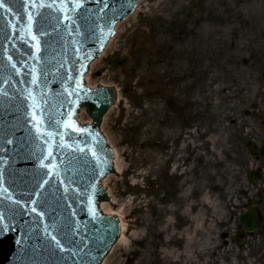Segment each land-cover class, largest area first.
I'll list each match as a JSON object with an SVG mask.
<instances>
[{"label": "rangeland", "instance_id": "obj_1", "mask_svg": "<svg viewBox=\"0 0 264 264\" xmlns=\"http://www.w3.org/2000/svg\"><path fill=\"white\" fill-rule=\"evenodd\" d=\"M112 40L88 78L121 94L102 125L123 166L104 181V208L120 212L127 230L106 264H264V223L234 240L240 214L264 194V178H249L264 158L247 150L250 139L264 142V0H144ZM173 52L185 61L169 72ZM219 84L226 92L207 91ZM79 120L88 122L84 111ZM166 128L179 137L198 130L199 157L191 144L180 152Z\"/></svg>", "mask_w": 264, "mask_h": 264}, {"label": "water", "instance_id": "obj_2", "mask_svg": "<svg viewBox=\"0 0 264 264\" xmlns=\"http://www.w3.org/2000/svg\"><path fill=\"white\" fill-rule=\"evenodd\" d=\"M138 1L4 0L11 11L0 9V223L10 230L0 236V264H101L119 238L118 215L99 210L109 200L99 182L114 171L99 128L117 92L91 90L83 75ZM83 106L92 126L74 119ZM247 148L257 155L252 141ZM250 177L261 180L262 170ZM263 200L258 194L241 214L237 242L260 228Z\"/></svg>", "mask_w": 264, "mask_h": 264}, {"label": "bare ground", "instance_id": "obj_3", "mask_svg": "<svg viewBox=\"0 0 264 264\" xmlns=\"http://www.w3.org/2000/svg\"><path fill=\"white\" fill-rule=\"evenodd\" d=\"M144 1V0H143ZM142 4H140L139 6H138V8H137V10H136V12H135V14L133 15V16H135L136 14H137V12H138V9H139V7L141 6ZM120 27H121V25H118V27H117V30H119L120 29ZM113 43V42H112ZM112 43H111V45L109 46V48L107 49V51H109V49H110V47L112 46ZM179 54H182V53H177V52H173L172 54H170L169 55V59H168V61L167 62H169V64H168V69H169V72H174V70L176 69V68H178V65L179 66H181V62H182V58H183V56H179V57H176L177 55H179ZM183 60H184V58H183ZM185 61V60H184ZM191 61V60H190ZM199 61H201V60H199ZM183 63V62H182ZM195 63H197V60H196V62ZM191 64V63H190ZM94 65L95 64H93L92 65V69L94 68ZM194 65V63L192 64V65H190L189 66V68H188V66L186 67V69H190V68H192L193 67V69H196V68H199V65L198 64H196V66H193ZM175 69H174V68ZM168 72V71H167ZM166 73V72H165ZM177 77V76H176ZM88 78H89V75H87L86 76V79H87V81H88ZM214 79H217V77H214V76H212L211 78H210V81H211V83H214ZM177 82H178V80H177ZM216 82V81H215ZM197 83L198 82H195L194 83V85H195V87H197ZM88 84H89V82H88ZM90 85V84H89ZM119 89V88H118ZM226 90L227 89H225L224 90V87H222L221 86V84H219V85H216V86H214L211 90L210 89H207V91H209V92H211V93H213V94H217V93H220V92H226ZM217 96V95H216ZM120 99H121V94H119V97H118V101H120ZM197 99V98H196ZM195 99V100H196ZM213 104L214 105H219V102L217 101V102H213ZM118 106V104H116V106H114L111 110H110V112L106 115V117L104 118V121H106V119H107V117L110 115V113H111V111L115 108V107H117ZM104 121H103V124H104ZM218 125L221 127V129H223V120L222 121H220L219 120V122H218ZM150 130V129H149ZM157 131V130H156ZM197 132H198V130L194 133V135H193V139H192V141L190 142L191 143V146H192V148H193V152H194V156H193V158L194 157H199V155H200V153L198 154V148L199 147H202L203 146V144H201V145H197L196 144V138H197ZM166 135H173V130L172 131H170V132H168L167 133V128H166V134H165V137H166ZM178 135V133L175 135H173V139H175V137ZM200 137L202 138V139H204V142H205V144H211L213 147L211 148V150L214 148V144H213V142H214V140H215V138H214V136L212 135V131H209V132H207L206 130L205 131H202V132H200ZM176 138H178V136L176 137ZM189 143V144H190ZM184 146V149H185V147L187 146V145H183ZM113 149H114V153H115V162H114V165H115V171L117 172V173H122V171H123V166H122V164L120 163V160H119V152H118V150H116L114 147H113ZM181 152H183V150H181ZM202 154L203 153H201V156H202ZM196 159V158H195ZM104 183V185H105V182H103ZM113 202V201H112ZM105 206H110V203H103L102 204V209L105 211V213H108V212H106V210H105ZM110 211V213H108V214H117L118 215V217L121 219V224H122V233H121V238H120V240H119V242H118V244L116 245L117 247H118V245H120L121 244V242L122 241H124L125 240V238H126V230H127V225H126V222H125V220H124V218H123V216H122V214L120 213V212H115L114 210H112V209H110L109 210ZM103 264H106V260L103 262Z\"/></svg>", "mask_w": 264, "mask_h": 264}, {"label": "snow or ice", "instance_id": "obj_4", "mask_svg": "<svg viewBox=\"0 0 264 264\" xmlns=\"http://www.w3.org/2000/svg\"><path fill=\"white\" fill-rule=\"evenodd\" d=\"M40 7H44V5H40ZM0 9H3L5 12L11 11V9H9V8H7L5 6L4 0H0ZM13 67H15V65H13ZM66 126L67 127H72L74 131H83V129H78V128L75 127V125H72V124H69V125H66ZM93 154L95 155V153H93ZM17 203H19V202L17 201ZM33 203H35V202H33ZM32 211L33 212H36V208H33ZM37 215H40V213H37ZM93 215H95V212L94 211H93ZM0 219H2V218H0ZM9 230H10V225L0 223V236H3L4 233L6 231H9ZM52 239L54 241H56L57 247H60V241L56 240V237L55 236H53ZM17 243H19V242H17Z\"/></svg>", "mask_w": 264, "mask_h": 264}, {"label": "flooded vegetation", "instance_id": "obj_5", "mask_svg": "<svg viewBox=\"0 0 264 264\" xmlns=\"http://www.w3.org/2000/svg\"><path fill=\"white\" fill-rule=\"evenodd\" d=\"M179 144H180V141H179V143L177 144V148L179 149ZM170 149V150H172L173 151V148H175L176 149V145H172V147H168L167 146V149ZM168 151V150H167ZM171 157H169V159H170Z\"/></svg>", "mask_w": 264, "mask_h": 264}]
</instances>
